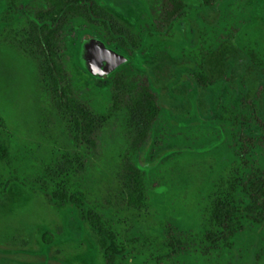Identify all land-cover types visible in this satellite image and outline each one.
Masks as SVG:
<instances>
[{
    "label": "rangeland",
    "instance_id": "rangeland-1",
    "mask_svg": "<svg viewBox=\"0 0 264 264\" xmlns=\"http://www.w3.org/2000/svg\"><path fill=\"white\" fill-rule=\"evenodd\" d=\"M94 1L139 36L136 49L121 48L73 19L63 27L57 58L61 86L102 117L97 148L65 183L115 228L126 251L113 264H264V222L243 220L230 247L210 249L204 238L213 196L228 190L235 170L264 166V151L241 120L253 111L238 109L244 86L228 73L201 89L190 76L200 51L234 27V43L264 66V0H224L216 20L199 0H186L183 16L169 21L177 5L171 0ZM40 6L41 0H18L16 11L6 14L0 0V264H104L78 211L49 202L39 188L74 150L30 41L29 20ZM90 39L124 61L101 73L92 70ZM242 61L248 63L246 54ZM228 64L236 68L232 59ZM261 95L250 100L264 121V89ZM151 102L158 112L149 123ZM128 149L134 152L126 159L144 173L137 205L127 195Z\"/></svg>",
    "mask_w": 264,
    "mask_h": 264
},
{
    "label": "trees",
    "instance_id": "trees-1",
    "mask_svg": "<svg viewBox=\"0 0 264 264\" xmlns=\"http://www.w3.org/2000/svg\"><path fill=\"white\" fill-rule=\"evenodd\" d=\"M185 1L171 0L177 5L174 4V12L170 14L168 21L183 16V11L187 7ZM222 1L224 0H199V5L210 9L216 20L218 17L216 6ZM17 2L18 0H5L6 14L16 11ZM41 3L42 6L33 14L34 18L29 20V25L34 30L30 41L35 45L36 53L41 58V73L45 74L52 84L54 104L74 150L65 156L62 167L57 169L55 177L40 183L39 188L49 202L59 205L70 204L78 211L80 219L87 224L94 237L104 264H113L117 258L123 257L126 251L118 239L115 228L97 208L86 207L85 196L80 190L70 189L65 183V177L83 171L89 155L97 148V134L102 117L90 112L78 97L72 96L67 88L61 86L57 58L63 41V27L73 19H81L97 28L107 43L121 48L136 49L139 36L120 24L110 12L94 0H41ZM201 16L205 18L204 15ZM165 25L168 23H164L163 27H166ZM236 28H232V34L220 39L215 46L200 51L198 60L193 62L194 69L190 76L201 89L212 87L228 73H232L229 80L238 77L240 84L244 86L238 109L253 111L247 120H244L243 116L241 120L249 128L250 133L256 136L257 147L264 151V121L254 114L255 109L251 107L250 100L252 96L259 97L264 89V85L260 84V76H264V66L252 51L245 53L248 63L243 64L242 56L245 54L233 40ZM87 47L88 62L93 67L92 70L103 72L104 70L97 69L96 62L99 60L98 49L104 48V45L90 39ZM229 59H232V66L236 67L232 71L229 68ZM242 66L241 73L237 75L236 70ZM146 108V116L150 123L158 109L152 102ZM231 110L233 111V108ZM138 136L142 137L140 143H143L145 139L143 133H139ZM133 149L125 151L124 171L129 180L127 195L132 203L137 205L144 190V173L126 159L130 152H134ZM0 160H4L3 156ZM228 187V190L220 191L213 196L207 209L208 230L204 238L213 250L220 246L230 247L242 230L243 220L264 222V166L250 167L246 172L235 170ZM166 236L169 240L173 238L170 231H166ZM169 246L171 250L178 248V245Z\"/></svg>",
    "mask_w": 264,
    "mask_h": 264
},
{
    "label": "water",
    "instance_id": "water-1",
    "mask_svg": "<svg viewBox=\"0 0 264 264\" xmlns=\"http://www.w3.org/2000/svg\"><path fill=\"white\" fill-rule=\"evenodd\" d=\"M99 54L104 58L107 62L108 66H114L124 61V57L120 54H117L109 49L100 48L98 49Z\"/></svg>",
    "mask_w": 264,
    "mask_h": 264
},
{
    "label": "flooded vegetation",
    "instance_id": "flooded-vegetation-1",
    "mask_svg": "<svg viewBox=\"0 0 264 264\" xmlns=\"http://www.w3.org/2000/svg\"><path fill=\"white\" fill-rule=\"evenodd\" d=\"M99 60H98V63L97 66L100 70H109V66L107 64V62L104 60V58L102 56L99 55Z\"/></svg>",
    "mask_w": 264,
    "mask_h": 264
}]
</instances>
